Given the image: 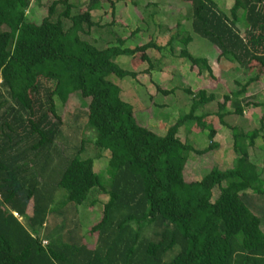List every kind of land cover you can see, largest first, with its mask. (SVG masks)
I'll use <instances>...</instances> for the list:
<instances>
[{"label": "trees", "instance_id": "16d2710c", "mask_svg": "<svg viewBox=\"0 0 264 264\" xmlns=\"http://www.w3.org/2000/svg\"><path fill=\"white\" fill-rule=\"evenodd\" d=\"M13 1L0 0V264H264V228L259 229L260 218L255 215L264 218V209L260 213L250 209L251 200L264 201V178L248 154L254 140L263 137L264 115L250 131L220 121L229 129L236 155L231 167H211L200 180L186 182L182 170L188 153L217 148L216 130L203 123L207 114H195L213 102L214 95L185 90L192 96L188 113L158 136L137 124L130 106L120 99L119 88L106 81L108 75L135 78V72L114 63L119 56L150 48L157 52L168 48L173 54L174 36L162 47L152 42L124 46L125 39L109 25L91 18V12L103 4L113 12L117 0H84V9H78L79 0H52L38 24L28 22L20 12L38 0H15L19 10L11 6ZM138 1L146 0L131 4ZM182 1L188 3V17H183L189 20L191 32L215 47L218 61L247 75L253 70L237 91L216 104L219 120L230 113L242 115L247 87L264 76V0H232L228 13L218 10L213 0ZM239 21L244 26L241 33ZM92 30H106L111 38L102 39L106 46L97 48L81 38ZM189 41V36L180 39L177 58L198 74L212 77L208 61L186 50ZM71 95L87 101L73 122L84 118L92 132L93 157L80 158L83 140L71 155L55 146L62 121L54 98L64 104ZM248 102L244 99L243 105L261 106ZM225 103L232 112L224 111ZM192 124L206 135L208 145L202 150H194L177 136L179 128L191 129ZM102 151L108 152L106 166L95 173L93 160ZM134 151L146 163L143 170L134 171L129 163ZM146 175L156 186L149 197ZM214 188L218 194L212 199ZM58 190L64 194L55 203ZM91 190L106 199L100 219L88 228L87 234L94 236L88 246L74 216L66 217V209L81 205ZM150 211V224L138 228L137 221ZM49 217H59L61 223L50 230ZM147 229L149 236L144 234ZM175 246L178 252L164 262L163 255Z\"/></svg>", "mask_w": 264, "mask_h": 264}, {"label": "rangeland", "instance_id": "374dc122", "mask_svg": "<svg viewBox=\"0 0 264 264\" xmlns=\"http://www.w3.org/2000/svg\"><path fill=\"white\" fill-rule=\"evenodd\" d=\"M14 1L11 6L18 9L17 3ZM51 1H33L27 10L19 9L28 22L38 24L45 16L46 7ZM70 1L75 2V0ZM79 1L78 9H84L86 6L85 1ZM213 1L216 3L218 10L225 13H228L232 4V0ZM147 2L153 3L154 7L146 6ZM188 9V3L182 0L138 1L136 6L131 4V0H117L113 12L106 4H103L99 10L91 12V18L92 21L99 24L109 25V29L117 37L125 39L124 46L130 48L147 42H152L156 46L162 47L170 35L174 36V43L171 45L173 54L168 52V48L165 51L158 52L150 48L133 56H119L113 60L120 68L135 72V78L127 76L119 79L114 75L106 77V81L119 88L120 99L130 106L132 115L140 126L146 127L158 136H162L170 125L182 115L188 113L192 96L188 95L185 90H189L191 93L204 90L206 93L214 95L213 102L198 109L195 114H207V118L203 123L207 128L217 130L213 138V141L218 144L217 148L204 154L189 152L182 170L183 180L198 181L211 167H217L220 170L231 167L230 164L236 155L232 152L229 129L225 125L235 126L243 131H250L259 126V119L264 115V76H260L258 80L250 84L243 96V100L246 98L249 100L248 103L256 102L261 106H245L242 100L243 113L242 115H237L230 113L232 112V107L225 103L224 111L230 114L223 116L220 120L216 118V104L222 102L224 95L230 96L237 91L239 89L238 85L243 84L250 73L247 75L235 65L222 59L220 61L217 60L215 47L191 32L189 20L184 19V17H188ZM176 23L178 24L177 27ZM237 28L241 33L244 28L243 22L239 21ZM176 32L178 33L176 34ZM105 33L106 30L98 33H94L92 30L89 35L81 36V38L93 43L97 48H102L107 44H104L103 41L111 39L106 37ZM185 36L190 37L186 50L193 57L205 58L208 61L212 77H209L205 72L198 74L197 70L190 67L186 60L177 58L176 53L181 47L179 44L180 39ZM109 43L112 45L111 43L114 42L111 40ZM149 64L151 69L147 68ZM252 65L250 69H253ZM252 71L250 75L254 74ZM262 73L264 74V71ZM156 88L159 90H156ZM54 104L62 121L61 133L55 140L56 148L62 149L65 154L71 155L77 150L80 141L83 140L84 145L80 158L93 157L95 150L90 143L92 132L85 126L84 118H78L75 122L76 124L73 122V116L85 110L87 101L77 95H71L64 104L54 98ZM262 120L264 123V116ZM220 121L225 125L221 124ZM191 126H193L191 129H187L184 126L179 128L177 136L180 141H187L194 150H202L208 145L206 135L197 130L195 127L197 124H192L189 127ZM262 133L263 137L254 140L253 146L248 149V154L250 160L254 162L257 171L264 178V129ZM124 155L123 153L121 157H124ZM107 158L108 152L102 151L99 159L93 160V171L95 173H102L106 166ZM128 159L134 171L143 170L146 167V163L137 159L136 151L132 152ZM144 184L145 194L149 197L156 191V186L148 175L144 177ZM63 194L64 192L61 190L54 193L55 203L60 201ZM217 194L218 191L214 188L212 190V199ZM105 199L106 197L103 194L91 190L81 205H70L72 209L70 207L66 209V217L72 219V215L74 216V221H77L79 225V233L83 236L84 242L88 246H92L94 243V236L87 234L88 228L100 219L101 204ZM93 201L96 202L93 203ZM56 207L58 208V205ZM261 208L264 209L263 200H257V198L251 200L250 209L260 213L259 209ZM29 211L30 204L27 208V212ZM255 215L260 218L259 229L262 230L264 228V218L260 216L261 214L256 213ZM152 217L153 213L150 211L144 218L137 221V227H147ZM60 223L59 217H49L47 227L51 230L53 224L58 225ZM150 232L151 229H147L144 234L149 236ZM151 239H153V236H151ZM177 252L178 248L175 246L163 255L162 260L168 262Z\"/></svg>", "mask_w": 264, "mask_h": 264}, {"label": "crops", "instance_id": "0c3cea01", "mask_svg": "<svg viewBox=\"0 0 264 264\" xmlns=\"http://www.w3.org/2000/svg\"><path fill=\"white\" fill-rule=\"evenodd\" d=\"M142 2H144V1H142ZM137 4H138V2H137ZM151 6V7H154V4L153 3H149V2H147L146 3V6ZM115 6V5H114ZM177 24V23H176ZM178 25V24H177ZM217 131V130H216ZM216 134V133H215ZM216 143V142H215ZM217 144V143H216ZM218 145V144H217ZM185 178V177H184ZM184 181H186V182H191L192 180L191 179H184Z\"/></svg>", "mask_w": 264, "mask_h": 264}, {"label": "built area", "instance_id": "2783aa9c", "mask_svg": "<svg viewBox=\"0 0 264 264\" xmlns=\"http://www.w3.org/2000/svg\"><path fill=\"white\" fill-rule=\"evenodd\" d=\"M41 244H42V245H44V244H45V242H44V241H42V242H41Z\"/></svg>", "mask_w": 264, "mask_h": 264}]
</instances>
